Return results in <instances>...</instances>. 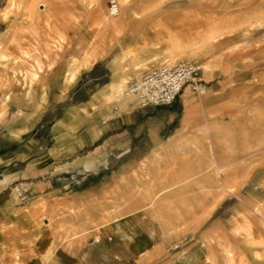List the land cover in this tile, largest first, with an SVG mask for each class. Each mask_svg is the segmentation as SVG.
Returning a JSON list of instances; mask_svg holds the SVG:
<instances>
[{"label": "rangeland", "instance_id": "374dc122", "mask_svg": "<svg viewBox=\"0 0 264 264\" xmlns=\"http://www.w3.org/2000/svg\"><path fill=\"white\" fill-rule=\"evenodd\" d=\"M119 2L120 13L110 15L109 0H0V79L15 59L28 68L45 64L44 71L66 59L86 86L81 91L104 88L111 110L130 105L138 113L130 83L155 66L191 60L203 65L211 91L187 87L197 105L192 118L173 133L143 137L166 144L144 148L136 135L135 147L118 149V162L105 164L97 179L71 180L69 189L88 191L72 197L70 210L48 212L43 205L36 219L50 220L57 250L64 241L77 247L100 224L140 210L165 253L194 237L210 246L211 264H264V0ZM119 83L120 92L113 88ZM96 214L101 221L91 220ZM13 245L6 264H23Z\"/></svg>", "mask_w": 264, "mask_h": 264}, {"label": "crops", "instance_id": "0c3cea01", "mask_svg": "<svg viewBox=\"0 0 264 264\" xmlns=\"http://www.w3.org/2000/svg\"><path fill=\"white\" fill-rule=\"evenodd\" d=\"M44 65L28 68L15 59L9 76L0 79V264L7 263L10 242L23 264L55 259L63 264H211L210 246L194 237L177 243L176 251L163 252L158 231L140 210L100 224L77 247L64 241L56 250L50 220L40 225L36 219L43 205L48 212L70 210L72 197L88 191L69 189L72 179H97L105 164L118 162V149L128 153L135 147L136 135L144 148L166 144V139L145 138L180 129L197 105L185 89L177 99L179 109L173 104L136 113L117 104L111 110L104 104L106 89L81 91L86 86H80L69 61L48 64L45 71ZM79 94L84 96L73 100ZM149 109L160 110L145 118ZM101 219L96 214L91 220Z\"/></svg>", "mask_w": 264, "mask_h": 264}, {"label": "built area", "instance_id": "2783aa9c", "mask_svg": "<svg viewBox=\"0 0 264 264\" xmlns=\"http://www.w3.org/2000/svg\"><path fill=\"white\" fill-rule=\"evenodd\" d=\"M120 7L119 0H109L110 15L118 14ZM203 72V65L191 60L180 61L174 65L155 66L131 82L129 92L139 109L170 106L187 87L200 95L211 91ZM115 109H118L117 106Z\"/></svg>", "mask_w": 264, "mask_h": 264}, {"label": "bare ground", "instance_id": "6f19581e", "mask_svg": "<svg viewBox=\"0 0 264 264\" xmlns=\"http://www.w3.org/2000/svg\"><path fill=\"white\" fill-rule=\"evenodd\" d=\"M143 3H146V2H143ZM176 12V11H175ZM177 12H179V11H177ZM119 13H120V11H119ZM174 14H176V13H174ZM72 76V75H71ZM72 78V77H71ZM122 83H119L118 85H116V86H114L113 88H114V90H117V91H121V89H122ZM216 162V161H215ZM215 166V165H214ZM218 166V165H217ZM183 167H186V165L185 166H183ZM188 167V166H187ZM221 167V166H220ZM189 169H190V167H188ZM188 168H185V169H188ZM211 168H212V165H209L208 167H206L205 168V171H208V170H211ZM216 168V167H215ZM184 169V168H183ZM182 168H181V170H183ZM204 169V168H203ZM203 171V170H202ZM184 171H182V173H183ZM184 174H186V171H185V173ZM183 174V175H184ZM187 175V174H186ZM187 180H189V179H187ZM186 181V180H185ZM228 182V181H227ZM172 186H174V185H172ZM161 192H162V190L161 191H159V192H157V196H159L160 194H161ZM248 229H250V228H248ZM246 230V229H245ZM246 232V234L249 236V235H251V233H250V231L249 230H246L245 231ZM230 252V251H229ZM227 253H228V251H227ZM228 256H230V254L228 255Z\"/></svg>", "mask_w": 264, "mask_h": 264}]
</instances>
